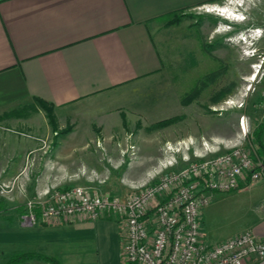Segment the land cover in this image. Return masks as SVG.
Here are the masks:
<instances>
[{
	"label": "crops",
	"instance_id": "crops-1",
	"mask_svg": "<svg viewBox=\"0 0 264 264\" xmlns=\"http://www.w3.org/2000/svg\"><path fill=\"white\" fill-rule=\"evenodd\" d=\"M219 1L0 0V125L35 119L49 125L36 99L53 104L59 124H70L81 140L79 131L106 141L112 131H146L166 118L184 117L193 101L188 104L186 91L176 86L169 68L179 63L172 53L176 37L187 44V36L177 34L180 28L173 20L191 8ZM103 145L115 152L111 142ZM23 147L16 146L8 160L10 174L25 163ZM59 147L56 157L61 161L66 158L64 144ZM82 147L84 143L66 148H73L75 155ZM83 153L98 162L95 148ZM116 183L100 185V192L119 194ZM52 184L29 185L27 194L42 195L47 202L44 193ZM24 210V203L9 207L0 202V264L18 253L34 256L17 264H53L43 257L62 264L123 263V228L113 215L39 220L24 227ZM256 218L242 231L252 230L264 239V213L259 210ZM203 234L211 244L223 241L211 242ZM245 264H256V258Z\"/></svg>",
	"mask_w": 264,
	"mask_h": 264
},
{
	"label": "rangeland",
	"instance_id": "rangeland-1",
	"mask_svg": "<svg viewBox=\"0 0 264 264\" xmlns=\"http://www.w3.org/2000/svg\"><path fill=\"white\" fill-rule=\"evenodd\" d=\"M208 6L225 11L219 15L207 11ZM179 16L173 21L180 28L177 34L187 36V44L176 37L172 53L179 63L169 69L176 86L186 91L188 104L193 101L188 114L166 118L146 131H112L106 141L85 131L78 132L82 140L75 137L70 124H59L56 113V128L50 121L42 124L36 115L33 122L0 125V202L9 207L21 202L26 208L27 201L35 198L27 194V187L42 183H53V188L79 185L101 193L100 185L117 182L118 192L127 194L132 184L153 183L161 173L184 169L203 154L213 157L238 142L259 147L255 127L257 120H264V0H220ZM242 116L245 129L240 125ZM103 142H111L115 152L110 153ZM22 143L26 160L13 175L6 165L11 166L8 160ZM61 143L66 158L59 161ZM81 143L85 147L75 155L73 148H66ZM91 148L98 152V162L83 153ZM242 187L215 192L203 219L201 214V232L207 240L231 237L254 223L259 210L264 213V176Z\"/></svg>",
	"mask_w": 264,
	"mask_h": 264
},
{
	"label": "built area",
	"instance_id": "built-area-1",
	"mask_svg": "<svg viewBox=\"0 0 264 264\" xmlns=\"http://www.w3.org/2000/svg\"><path fill=\"white\" fill-rule=\"evenodd\" d=\"M214 11L223 15L221 7ZM245 117L240 125L245 129ZM241 142L227 151L189 162L184 169L165 171L153 183L132 184L121 194L93 193L83 186L52 188L29 199L21 225L69 220L80 216L97 220L113 215L123 228L122 264H245L256 258L264 264V239L245 230L218 243L201 232V214L215 192L253 184L264 176L258 147ZM207 153V152H206Z\"/></svg>",
	"mask_w": 264,
	"mask_h": 264
},
{
	"label": "trees",
	"instance_id": "trees-1",
	"mask_svg": "<svg viewBox=\"0 0 264 264\" xmlns=\"http://www.w3.org/2000/svg\"><path fill=\"white\" fill-rule=\"evenodd\" d=\"M176 20H180V16L176 18ZM37 104L46 112L49 121L53 125V127H57V121L55 117V107L53 104L48 103L44 100L41 99H36ZM164 123V122H163ZM161 125V123H159ZM71 129V127L66 128L65 130L61 131V133H66ZM263 134H264V121L259 123L258 126L255 129V135H256V141L259 142V147H258V153L260 156H263L264 158V141H263ZM244 186V185H242ZM241 186V187H242ZM33 253H18L14 254L8 259L4 260L1 262V264H17L23 260L29 259L33 257ZM47 261L52 262L53 264H62L59 260L52 258V257H43Z\"/></svg>",
	"mask_w": 264,
	"mask_h": 264
},
{
	"label": "bare ground",
	"instance_id": "bare-ground-1",
	"mask_svg": "<svg viewBox=\"0 0 264 264\" xmlns=\"http://www.w3.org/2000/svg\"><path fill=\"white\" fill-rule=\"evenodd\" d=\"M224 9H225V8H224ZM224 9H223V10H224ZM224 11H225V10H224ZM227 11H228V9H227Z\"/></svg>",
	"mask_w": 264,
	"mask_h": 264
}]
</instances>
